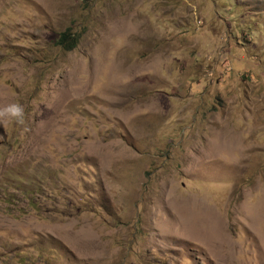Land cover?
I'll return each mask as SVG.
<instances>
[{
	"label": "rangeland",
	"instance_id": "obj_1",
	"mask_svg": "<svg viewBox=\"0 0 264 264\" xmlns=\"http://www.w3.org/2000/svg\"><path fill=\"white\" fill-rule=\"evenodd\" d=\"M10 102L0 264H264V0H0Z\"/></svg>",
	"mask_w": 264,
	"mask_h": 264
},
{
	"label": "clouds",
	"instance_id": "obj_2",
	"mask_svg": "<svg viewBox=\"0 0 264 264\" xmlns=\"http://www.w3.org/2000/svg\"><path fill=\"white\" fill-rule=\"evenodd\" d=\"M10 121L15 125H23L25 122V108L19 102H10L0 105V121Z\"/></svg>",
	"mask_w": 264,
	"mask_h": 264
},
{
	"label": "trees",
	"instance_id": "obj_3",
	"mask_svg": "<svg viewBox=\"0 0 264 264\" xmlns=\"http://www.w3.org/2000/svg\"><path fill=\"white\" fill-rule=\"evenodd\" d=\"M60 42L64 45H67L69 49H72L76 46L77 39L73 37L69 30H65L60 37Z\"/></svg>",
	"mask_w": 264,
	"mask_h": 264
}]
</instances>
